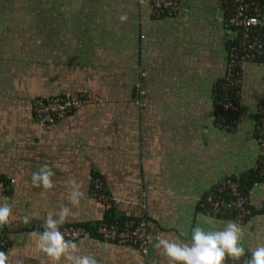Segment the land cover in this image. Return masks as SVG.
I'll use <instances>...</instances> for the list:
<instances>
[{
    "label": "crops",
    "instance_id": "1",
    "mask_svg": "<svg viewBox=\"0 0 264 264\" xmlns=\"http://www.w3.org/2000/svg\"><path fill=\"white\" fill-rule=\"evenodd\" d=\"M225 18L219 0H179L175 13L160 18L141 0H0V180L15 181L0 202L7 198L15 217L3 250L13 264H51L29 234L42 231L48 211L72 207L71 178L87 197L65 224L142 216L148 224L146 255L94 233L75 241L82 252L100 264H168L153 249L157 237L187 238L210 217L200 200L211 187L229 173L252 170L264 63L241 71L240 118L223 129L214 93L235 41ZM139 82L147 92L143 109L132 103ZM67 92H97L103 103L38 126L33 99ZM45 162L55 173L51 191L31 184L30 173ZM95 176L112 196L109 213L89 196ZM249 198L254 212L242 225L248 259L264 245V180ZM211 218L217 228L232 220Z\"/></svg>",
    "mask_w": 264,
    "mask_h": 264
},
{
    "label": "built area",
    "instance_id": "2",
    "mask_svg": "<svg viewBox=\"0 0 264 264\" xmlns=\"http://www.w3.org/2000/svg\"><path fill=\"white\" fill-rule=\"evenodd\" d=\"M151 14L160 18L176 12L179 0H143ZM226 11L225 24L235 34V41L229 46L227 63L223 79L214 93L219 125L225 130H232L239 121V88L241 71L252 64L264 63V0H219ZM219 90V91H218ZM146 90L141 82L133 88L132 103L143 109L146 106ZM103 97L97 92L64 93L54 97L35 98L31 103L33 119L40 127L54 125L70 116L85 105L100 106ZM257 157L252 171L258 178L264 179V101L257 107L253 129ZM14 179L0 180V197L9 195L14 187ZM255 182L253 186H257ZM90 198L100 202L106 213L113 208V199L108 193L104 180L95 176L91 180ZM200 208L210 217L229 216L241 226L248 221L252 213V203L248 194L242 191L241 172L227 174L215 183L210 191L200 200ZM43 231V229H42ZM68 239L80 240L94 233L102 241L117 245H132L142 254L148 252V224L142 217H125L112 222L100 220L93 225L64 224L61 228ZM8 246L7 226L0 228V249ZM245 254L238 261L227 258L225 264H245Z\"/></svg>",
    "mask_w": 264,
    "mask_h": 264
},
{
    "label": "clouds",
    "instance_id": "3",
    "mask_svg": "<svg viewBox=\"0 0 264 264\" xmlns=\"http://www.w3.org/2000/svg\"><path fill=\"white\" fill-rule=\"evenodd\" d=\"M119 19L122 23L126 22L127 13L121 14ZM54 176V171L45 162L30 173L31 184L35 188L51 191L56 186ZM66 184L72 207L65 205L58 211H48L43 221V231H33L29 235L34 238L35 248L51 264H100L93 254L82 252L79 244L66 238L61 231L62 226L75 215L73 208L78 207L87 197L86 191L75 178L67 180ZM6 201L7 198L5 202H0V228L11 225L15 219L12 205ZM23 222L30 223V216L25 215ZM216 223L213 218L206 217L204 222L191 228L185 239L161 234L153 244V249L165 257L168 264H225L227 258L240 260L245 256L243 227L232 220L222 222L221 228H217ZM0 264H13L9 253L0 251ZM16 264H23V261L17 259ZM245 264H264V245L252 250L251 258L245 260Z\"/></svg>",
    "mask_w": 264,
    "mask_h": 264
},
{
    "label": "trees",
    "instance_id": "4",
    "mask_svg": "<svg viewBox=\"0 0 264 264\" xmlns=\"http://www.w3.org/2000/svg\"><path fill=\"white\" fill-rule=\"evenodd\" d=\"M220 94L221 93L219 91L217 93V98H215V100H214L215 105H216V100L220 98ZM218 96H219V98H218ZM241 178H242V191L245 192V194H248V195H249L250 189L253 187L255 182L259 183V182L264 180L263 178H258L257 174L254 173L252 170H250V171H248L246 173H241ZM253 212L254 211L252 209L251 215L253 214ZM226 217H229V216H226ZM113 220H114L113 217H109V218L105 219L106 222H112ZM117 220H120V219H117ZM3 250H5V249H0V251H3Z\"/></svg>",
    "mask_w": 264,
    "mask_h": 264
},
{
    "label": "rangeland",
    "instance_id": "5",
    "mask_svg": "<svg viewBox=\"0 0 264 264\" xmlns=\"http://www.w3.org/2000/svg\"><path fill=\"white\" fill-rule=\"evenodd\" d=\"M106 188H107V186H106ZM112 197V196H111Z\"/></svg>",
    "mask_w": 264,
    "mask_h": 264
}]
</instances>
